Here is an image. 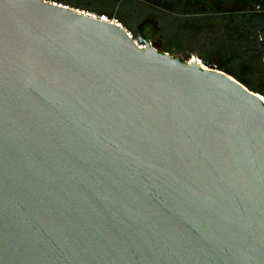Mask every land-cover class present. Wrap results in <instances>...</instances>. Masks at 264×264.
Returning <instances> with one entry per match:
<instances>
[{
	"label": "water",
	"instance_id": "water-1",
	"mask_svg": "<svg viewBox=\"0 0 264 264\" xmlns=\"http://www.w3.org/2000/svg\"><path fill=\"white\" fill-rule=\"evenodd\" d=\"M50 0H0V264H264V101Z\"/></svg>",
	"mask_w": 264,
	"mask_h": 264
},
{
	"label": "flooded vegetation",
	"instance_id": "flooded-vegetation-1",
	"mask_svg": "<svg viewBox=\"0 0 264 264\" xmlns=\"http://www.w3.org/2000/svg\"><path fill=\"white\" fill-rule=\"evenodd\" d=\"M124 1H126L124 7H130L141 14H153L155 16L156 35L168 32L169 34L166 33V40H170L175 44L174 46L187 51L188 55L190 54L189 51L200 54L205 63L207 61L203 57L208 59V56L203 52L217 50L220 42L224 43L233 36L232 33L224 34L225 32L221 31L223 28H228L225 26L228 23L225 24L226 22L224 18H220V14H235L234 18L228 19L229 23L233 22L230 23L232 25H229V28L239 29L238 41L246 47L244 48L246 51L264 53V0ZM242 3L248 5L244 10L241 9ZM185 14H206V18L204 21L197 22L195 19L188 20L189 16ZM242 15L244 16L242 17ZM220 33L224 35L222 39ZM158 39L160 42L165 40L161 37ZM146 40L151 43L149 38ZM218 50L220 49L218 48ZM262 57L264 66V56Z\"/></svg>",
	"mask_w": 264,
	"mask_h": 264
},
{
	"label": "rangeland",
	"instance_id": "rangeland-1",
	"mask_svg": "<svg viewBox=\"0 0 264 264\" xmlns=\"http://www.w3.org/2000/svg\"><path fill=\"white\" fill-rule=\"evenodd\" d=\"M58 1L63 5H67L73 8H79L96 15H104L112 20H117L121 23L134 37H142L143 39L149 38L151 44L154 48L158 49L161 52H168L174 57H177L181 60L188 61L191 56H198L201 60L202 57L200 54L189 51L190 54H187V51L182 50L180 47L174 46L175 44L170 40H166V33L156 35L155 21L156 18L153 14H141L130 7H124L126 1L124 0H50ZM128 4V3H127ZM248 7L242 3V10ZM168 15V14H167ZM189 19H195L197 22L200 20H205L206 14H185ZM220 18H224L226 22L225 25L228 28H223L221 31H224V34L232 33L233 36L229 40H226L224 43L220 42V45L217 46L220 50H212L208 52H203L208 56V63L214 66H217L220 70H224L226 73L242 78L248 83L251 84L253 88L264 93V66L262 63V56L264 53H256L254 51H246L244 45L238 41V30L239 29H230V23L228 19L234 18L235 14H220ZM244 15H242L243 17ZM192 17V18H190ZM194 17V18H193ZM150 20V21H149ZM187 20V19H186ZM224 23V22H223ZM189 24V23H188ZM224 27V26H223ZM212 30V29H210ZM169 31V30H167ZM207 31V30H205ZM224 35L220 33V38L222 39ZM243 36V34H242ZM241 36V37H242ZM161 37L160 40L158 39ZM163 43V44H160ZM237 78V79H238ZM252 89V88H251ZM258 92V93H260ZM261 94V93H260ZM263 96L264 100V95Z\"/></svg>",
	"mask_w": 264,
	"mask_h": 264
},
{
	"label": "built area",
	"instance_id": "built-area-1",
	"mask_svg": "<svg viewBox=\"0 0 264 264\" xmlns=\"http://www.w3.org/2000/svg\"><path fill=\"white\" fill-rule=\"evenodd\" d=\"M193 61H196L202 68H206L205 65L202 63V60L198 56H191L187 62V64H191Z\"/></svg>",
	"mask_w": 264,
	"mask_h": 264
},
{
	"label": "trees",
	"instance_id": "trees-1",
	"mask_svg": "<svg viewBox=\"0 0 264 264\" xmlns=\"http://www.w3.org/2000/svg\"><path fill=\"white\" fill-rule=\"evenodd\" d=\"M201 56V55H200ZM202 57V56H201ZM203 59L205 60V61H208V59H205L204 57H203ZM208 63V62H207ZM238 78V77H237ZM238 80L240 81V82H242L245 86H247L249 89H251V90H254V91H256V92H260L259 90H256L255 88H253L252 86H251V84L250 83H248L247 81H245L244 79H242V78H238ZM261 94H263L264 95V93L263 92H260Z\"/></svg>",
	"mask_w": 264,
	"mask_h": 264
},
{
	"label": "bare ground",
	"instance_id": "bare-ground-1",
	"mask_svg": "<svg viewBox=\"0 0 264 264\" xmlns=\"http://www.w3.org/2000/svg\"><path fill=\"white\" fill-rule=\"evenodd\" d=\"M262 98V100H263V97H261ZM264 101V100H263Z\"/></svg>",
	"mask_w": 264,
	"mask_h": 264
}]
</instances>
